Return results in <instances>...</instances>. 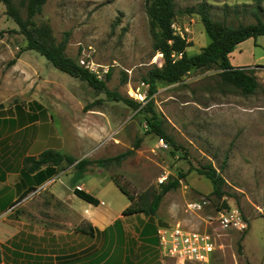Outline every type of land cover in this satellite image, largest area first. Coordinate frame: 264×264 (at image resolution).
<instances>
[{
	"label": "rangeland",
	"instance_id": "rangeland-1",
	"mask_svg": "<svg viewBox=\"0 0 264 264\" xmlns=\"http://www.w3.org/2000/svg\"><path fill=\"white\" fill-rule=\"evenodd\" d=\"M14 1L26 18L23 0ZM205 2L215 20L234 28L255 24L258 17L264 21V1L258 6L254 0H175L178 15L173 28L190 43L189 56L208 46L209 37L198 14L181 12ZM35 21L50 25L58 42L68 36L66 54L80 64L94 63L101 80H106L103 72L108 70L110 91L143 105L135 110L110 101L104 92L61 72L38 52L27 51L25 36L0 3V169L8 166L9 178L14 176L12 183L16 182L23 155L57 149L58 139L65 137L83 140L72 152L69 149L77 160L113 158L138 142L139 147L120 163L90 166L77 184L75 167L64 165L50 185L22 200H0V209H11L0 216L5 228L0 233L3 264H99L108 257L109 264H162L156 231L177 222L215 235L217 251L210 264H264V67L253 69L260 88L251 95L225 83L213 68L193 70L177 84L159 83L157 93L146 99L149 86L144 77L163 65V57L153 49L145 0H48ZM259 40L262 46L257 49L253 40L242 46V58L235 65L249 60L252 51L264 56V36ZM260 64L264 66V59ZM149 100L170 124L173 142L164 140L167 148L149 133L148 114L142 110ZM87 109L103 110L115 121L100 126L101 114L88 116ZM208 165L225 180L222 198L198 173ZM181 175L185 178L180 187L164 196L151 220L144 214L130 215L121 221L126 231L111 230L97 239L80 233L88 226L80 223L76 199L84 207L90 204L74 196L75 188H87L96 196L97 184L115 179L134 197L135 207H148L161 185ZM119 194H100L102 211L115 215L114 210L128 201ZM204 200L210 205L202 211L188 209L189 203ZM91 206L93 213L99 208ZM224 208H237L248 223L247 231H225L212 222L210 218ZM72 253L79 254L73 261L65 257Z\"/></svg>",
	"mask_w": 264,
	"mask_h": 264
},
{
	"label": "trees",
	"instance_id": "trees-1",
	"mask_svg": "<svg viewBox=\"0 0 264 264\" xmlns=\"http://www.w3.org/2000/svg\"><path fill=\"white\" fill-rule=\"evenodd\" d=\"M254 1L260 6L264 0ZM47 2L48 0H27V2L23 0L21 4L26 6L27 11V17L24 18L14 0H0V3L6 7L7 15L19 27L20 34L25 36L28 43L26 50L38 52L61 72L87 82L97 91L104 92L108 100L123 102L135 110L141 108L143 104L121 93L110 91L107 88L106 82L112 75L110 72L106 75L105 81L99 80L95 74L81 67L79 61L70 58L66 54L69 42L68 36L61 42H58L50 25L38 24L35 21L36 16L42 13ZM145 7L149 19L150 32L153 37V49L163 57V65L161 67L154 66L144 77V83L149 85L146 99L151 98L157 93L159 83L166 85L177 84L193 70L202 69H218L225 83L234 86L248 95L255 93L260 88V84L254 75V68H235L229 60L230 54L235 50L237 45L250 38L264 36V21L260 17L257 18V23L255 24L240 25L234 28L225 22L215 20L211 15V6L206 2L200 4L196 9L188 8L182 11V14H198L209 37L208 46L203 48L199 54L189 56L187 49L190 47V43L185 38L177 35L173 28L174 21L178 15L175 0H145ZM123 84H127V77L124 78ZM142 110L148 114L146 123L149 133L155 134L166 142H173L171 136L168 134L170 124L168 120L164 119L155 110L154 102L149 100ZM138 147L139 142L134 149L128 152L113 158L96 161L89 159L77 160L73 156L61 151L49 149L42 152L38 157H26L24 159L25 173L29 175L36 174L43 180L44 178L56 175L58 170L64 165L74 166V181L77 184L83 179L90 166L98 165L102 168H107L113 163H120L125 158L133 155ZM198 173L211 181L215 196L218 198L224 196L222 187L225 184V180L212 165L199 169ZM180 177L173 181L170 179L166 184L161 185V191L153 197L148 207H135L136 202L134 197L131 196L122 184L112 179L131 202V205L123 211V216L143 213L152 219L158 212L164 196L180 187V181L185 178V175H181ZM27 194L21 199L25 198ZM74 194L91 205H100L98 198L81 188H75ZM238 249L239 254L242 255L243 248L241 244L238 245ZM2 263L3 255L0 246V264Z\"/></svg>",
	"mask_w": 264,
	"mask_h": 264
},
{
	"label": "crops",
	"instance_id": "crops-1",
	"mask_svg": "<svg viewBox=\"0 0 264 264\" xmlns=\"http://www.w3.org/2000/svg\"><path fill=\"white\" fill-rule=\"evenodd\" d=\"M260 37L261 36H259L257 38H250V39L240 43L239 45H237L235 50L229 56L230 63H231V65L233 67H235V68H252L253 69V68L257 67V66H263V65L260 64V62H261V60L264 59V56L256 57L255 51H252V53L248 57L249 60L245 61L244 63L243 62H241L239 64L236 63L237 65H235V63H234V61L236 59L240 60L242 58L243 50L241 48H242V46L245 43H247V41H252L253 40V44L255 46V49H257V47H261L262 46L261 45L262 42L259 40ZM40 113H41V111H40ZM95 113L96 114H101V116L97 117V119L100 120V126L105 125L106 124V120L110 121V119H113V121H115V118H116L115 116L112 117V118H109L107 116V113L105 111H103V110H100V109H98V110H95V109L90 110L88 116H91V115H93ZM44 115H45V113H44ZM20 129H24V128L20 127ZM58 140L60 142L59 143L60 147L57 148V149H52V150L61 151V152L65 153V154H68V155H71V156H72V154H71L72 148L76 149L77 145H78L77 143H81L79 141H83V140H81V138L76 139V140L71 138L70 140H67V137L61 138V139L59 138ZM69 149L71 150V152H70ZM33 151L34 150H32V152L30 154H28L27 156L23 155V157H22V168H21L20 176H19L18 173H16V175H17V181L16 182L12 183V179H13L14 176H11V178H9L8 166L5 169H2V170L0 169V176H2L1 180H0V194H1L0 195V200H13V201H16L19 198H20V200H22L21 198L25 194H27L28 192L29 193L26 195V197L31 192L39 191V189H40V187L42 185H44V184L50 185L51 183L55 182V180L52 179L55 175L53 177L46 178V179L44 178L42 180L40 178V176H38L36 174L29 175V174L25 173L24 159L26 157H38L41 154V153L40 154H35V153H33ZM84 177H85V175H84ZM84 177H83V179H84ZM83 179L81 181H83ZM83 185L86 187V183H83ZM98 186L100 187V193H97L96 196L92 194L93 196L98 198L99 201H100V205L99 206H95V207H99L98 210H96V212L93 213V211H95V209L92 208L91 204L84 207L83 204L80 203L75 198L76 201H77V204L81 208L80 211L77 212V215L80 218V223H84V224H86L88 226V231L81 230L80 233L82 235L90 236L93 239H97V237L99 235H101V236H103L105 234L107 235V233L109 231H111V230H114L115 232H119V233L120 232L122 233V232L126 231L127 228L125 227L124 224H121V221H122V219H125V217H128V216H123V211H125L131 205V202L127 198L128 199L127 202L122 203V205H121V207L119 209H117V210L115 209L114 210L115 211V215L112 214L111 210L110 211H107V210L102 211V200L99 198L100 194H104V195H107V196H118V197H120L119 193L121 192V190L112 181V179H107L106 181H101L99 184H97L96 187H98ZM81 189H83V188H81ZM83 190L88 192V193H90L87 188H84ZM74 196H76V195L74 194ZM9 208H10L9 206H6L3 209H0V216L2 217L5 213L9 212L11 210ZM138 214H143V213H138ZM134 215H137V214H134ZM149 219L151 220V218H149ZM2 232H3V234L5 233V228L3 226H0V233H2ZM7 235H9V234H7ZM156 238H157V231H156ZM95 243L96 242H93L92 245H94ZM97 245H98V248H99V243ZM73 246H74L73 244H70V248H72ZM81 246L82 245H80V247ZM157 248H158V239H157ZM87 249H89V248H87ZM87 249L82 250V251L83 252L87 251ZM158 250H159V248H158ZM83 252H79V253H83ZM78 255L79 254L72 253V254H69L68 256H65V257H68V258L70 257L69 260L73 261V259L75 257H78ZM126 257L127 256L125 255V258ZM109 259H110V257H108L104 262L99 263V264H109L110 263ZM160 261L162 262V264H166V260H164L162 258L161 254H160ZM124 262H125V259H124ZM70 264H73V263H70Z\"/></svg>",
	"mask_w": 264,
	"mask_h": 264
},
{
	"label": "built area",
	"instance_id": "built-area-1",
	"mask_svg": "<svg viewBox=\"0 0 264 264\" xmlns=\"http://www.w3.org/2000/svg\"><path fill=\"white\" fill-rule=\"evenodd\" d=\"M93 65L94 63L86 64L85 61H81L80 64L81 67L91 73H96V77L101 80V76L94 70ZM108 72L106 70L103 73L107 75ZM163 141L161 140V146L167 148ZM165 181H167V176L160 179L161 184ZM208 205H210L209 200L191 202L188 204V209L190 211H202ZM210 219L225 231L244 233L248 229V223L237 208L219 209L217 214ZM157 239L162 258L172 260L176 264H210L217 251L216 237L213 233L209 232L208 229L191 228L181 222L159 227Z\"/></svg>",
	"mask_w": 264,
	"mask_h": 264
},
{
	"label": "bare ground",
	"instance_id": "bare-ground-1",
	"mask_svg": "<svg viewBox=\"0 0 264 264\" xmlns=\"http://www.w3.org/2000/svg\"><path fill=\"white\" fill-rule=\"evenodd\" d=\"M139 97H140V99H141V100H143V99H144L142 95H140Z\"/></svg>",
	"mask_w": 264,
	"mask_h": 264
}]
</instances>
